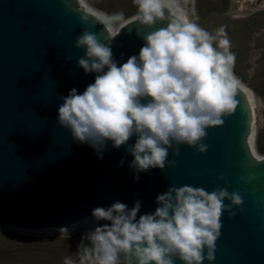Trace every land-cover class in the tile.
<instances>
[{"label": "water", "instance_id": "95a60500", "mask_svg": "<svg viewBox=\"0 0 264 264\" xmlns=\"http://www.w3.org/2000/svg\"><path fill=\"white\" fill-rule=\"evenodd\" d=\"M75 8V0H0V229L69 230L115 200L129 208L139 200V216L153 212L169 186L211 191L225 187L217 179L224 176L242 205L231 219L222 214L212 264H264V158L249 145L252 113L244 92L236 110L208 130L204 154L181 145L177 157H168L174 167L150 169L133 182L124 146L109 143L97 159L58 126L57 109L59 97L93 82L94 74L76 66L83 51L73 45L82 28L101 41L108 35L114 58L123 53L125 61L138 53L144 32L133 23L107 33L91 18L82 26Z\"/></svg>", "mask_w": 264, "mask_h": 264}, {"label": "clouds", "instance_id": "9594fccd", "mask_svg": "<svg viewBox=\"0 0 264 264\" xmlns=\"http://www.w3.org/2000/svg\"><path fill=\"white\" fill-rule=\"evenodd\" d=\"M75 3L82 26L91 18L114 34V26L135 23L144 34L138 53L125 61L123 53L114 58L108 35L101 41L82 28L73 45L83 51L76 66L94 78L83 92L73 88L59 97L58 126L97 159L109 143L124 146L133 182L150 169L174 167L168 157H177L181 145L204 154L208 130L236 110L244 89L224 29L201 28L177 0H132L136 12L127 19L92 9L87 0ZM217 179L225 187L169 186L156 196L155 210L139 216V200L131 208L119 200L94 208L96 226L82 236L77 259L67 256L63 264H212L222 214L231 219L242 205L226 178Z\"/></svg>", "mask_w": 264, "mask_h": 264}, {"label": "rangeland", "instance_id": "374dc122", "mask_svg": "<svg viewBox=\"0 0 264 264\" xmlns=\"http://www.w3.org/2000/svg\"><path fill=\"white\" fill-rule=\"evenodd\" d=\"M87 2L92 9L109 15L123 13L126 19L136 12L132 0ZM177 4L201 28L209 32L224 29L235 56L233 72L252 96L253 151L258 158H264V0H177ZM114 27L117 31L120 26ZM94 227L84 222L69 230L0 229V261L63 264L67 256L76 260L82 236Z\"/></svg>", "mask_w": 264, "mask_h": 264}, {"label": "bare ground", "instance_id": "6f19581e", "mask_svg": "<svg viewBox=\"0 0 264 264\" xmlns=\"http://www.w3.org/2000/svg\"><path fill=\"white\" fill-rule=\"evenodd\" d=\"M242 91L244 92V94H245V96L247 98V101L249 103V106L251 108V113H252V122H251V132H250V136H249V145H250V147H251V149L253 151V142H254V138H255V132H254V128H253V124H254V110H253L252 96L245 88ZM85 222H87L92 227H94L93 225H95L93 223L92 218L87 220V221H85Z\"/></svg>", "mask_w": 264, "mask_h": 264}, {"label": "trees", "instance_id": "16d2710c", "mask_svg": "<svg viewBox=\"0 0 264 264\" xmlns=\"http://www.w3.org/2000/svg\"><path fill=\"white\" fill-rule=\"evenodd\" d=\"M0 264H5L3 261H0ZM21 264V263H20Z\"/></svg>", "mask_w": 264, "mask_h": 264}, {"label": "built area", "instance_id": "2783aa9c", "mask_svg": "<svg viewBox=\"0 0 264 264\" xmlns=\"http://www.w3.org/2000/svg\"><path fill=\"white\" fill-rule=\"evenodd\" d=\"M101 223H103V222H101ZM94 226H96V225H94ZM74 227H76V226H74ZM74 227H72V228H74ZM72 228H71V229H72Z\"/></svg>", "mask_w": 264, "mask_h": 264}]
</instances>
